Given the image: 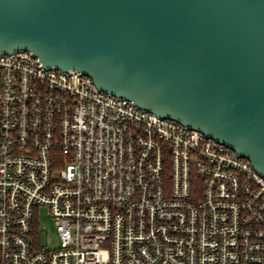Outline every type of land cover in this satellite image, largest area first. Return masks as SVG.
Instances as JSON below:
<instances>
[{"label": "built area", "instance_id": "built-area-1", "mask_svg": "<svg viewBox=\"0 0 264 264\" xmlns=\"http://www.w3.org/2000/svg\"><path fill=\"white\" fill-rule=\"evenodd\" d=\"M0 264H264V176L79 70L0 54Z\"/></svg>", "mask_w": 264, "mask_h": 264}, {"label": "water", "instance_id": "water-1", "mask_svg": "<svg viewBox=\"0 0 264 264\" xmlns=\"http://www.w3.org/2000/svg\"><path fill=\"white\" fill-rule=\"evenodd\" d=\"M15 50L202 132L264 176V0H0V54Z\"/></svg>", "mask_w": 264, "mask_h": 264}, {"label": "rangeland", "instance_id": "rangeland-1", "mask_svg": "<svg viewBox=\"0 0 264 264\" xmlns=\"http://www.w3.org/2000/svg\"><path fill=\"white\" fill-rule=\"evenodd\" d=\"M39 222H40V225L44 227L45 229H47L48 232L50 233L51 238H52V244H56L57 243L56 226H55L53 219L49 215V211L47 208L41 209Z\"/></svg>", "mask_w": 264, "mask_h": 264}]
</instances>
